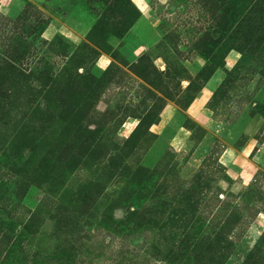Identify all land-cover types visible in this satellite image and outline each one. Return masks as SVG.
Segmentation results:
<instances>
[{
    "label": "rangeland",
    "instance_id": "obj_1",
    "mask_svg": "<svg viewBox=\"0 0 264 264\" xmlns=\"http://www.w3.org/2000/svg\"><path fill=\"white\" fill-rule=\"evenodd\" d=\"M248 139L264 0H0V264H264Z\"/></svg>",
    "mask_w": 264,
    "mask_h": 264
},
{
    "label": "crops",
    "instance_id": "obj_2",
    "mask_svg": "<svg viewBox=\"0 0 264 264\" xmlns=\"http://www.w3.org/2000/svg\"><path fill=\"white\" fill-rule=\"evenodd\" d=\"M215 77V75L208 81L209 83L212 81V79ZM203 96L200 94V96L194 101L193 107L196 109L195 112V118H206L208 117V114L206 113L205 109L203 108ZM180 134V135H179ZM177 140L175 142H180L179 144L184 145L187 144V138L184 136V134L179 133ZM210 140V134L207 133V135L204 136V138L200 141L198 146L196 147L194 151V156L200 157L203 155V153L206 151L208 146H211ZM252 139H248L246 142H243L242 145L239 148H235L233 146H226L222 150V153L219 157V161L224 165V167L227 170V173L229 177H233V175L239 174V176L244 175V170L247 166L246 162L258 161L263 158V151H264V143L263 144H255L253 145L251 142ZM246 156H251V160L246 161ZM243 164V165H242ZM254 164V162H253ZM248 170V169H247ZM248 176V175H247Z\"/></svg>",
    "mask_w": 264,
    "mask_h": 264
}]
</instances>
